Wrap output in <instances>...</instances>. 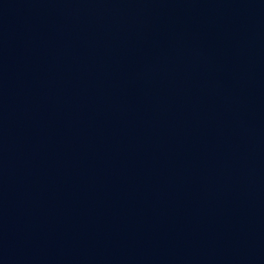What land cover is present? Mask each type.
Wrapping results in <instances>:
<instances>
[{
    "label": "water",
    "instance_id": "1",
    "mask_svg": "<svg viewBox=\"0 0 264 264\" xmlns=\"http://www.w3.org/2000/svg\"><path fill=\"white\" fill-rule=\"evenodd\" d=\"M0 264H264V0H0Z\"/></svg>",
    "mask_w": 264,
    "mask_h": 264
}]
</instances>
